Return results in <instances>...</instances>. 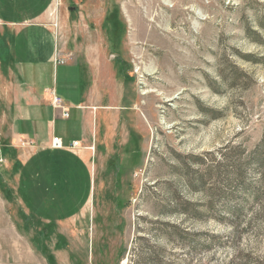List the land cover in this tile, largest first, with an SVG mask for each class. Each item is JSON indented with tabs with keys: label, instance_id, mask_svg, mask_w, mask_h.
<instances>
[{
	"label": "rangeland",
	"instance_id": "rangeland-1",
	"mask_svg": "<svg viewBox=\"0 0 264 264\" xmlns=\"http://www.w3.org/2000/svg\"><path fill=\"white\" fill-rule=\"evenodd\" d=\"M55 1L45 24L63 50L61 61L86 60L94 80L101 63L107 90H101L99 103L119 113L118 120L103 125L90 121V138L112 137L105 150L114 148L124 158L126 137L137 133L141 165L133 177H122L120 198L100 197L96 183L88 209L89 243L80 218L76 227L63 231L66 246L56 247L58 224L74 212L78 217L80 204L75 211L74 203L66 207L54 190L53 217L46 193L39 239L30 246L21 234L20 199L4 192L14 180L19 188V171L12 175L0 151V264H264V199L246 207L238 221L221 218L237 206L223 198L237 185L215 187L203 177L206 167H215L219 150L240 147L244 160L264 137V0ZM36 55L25 33L0 40V58L24 81L32 73L25 62ZM116 57L131 82L118 75ZM58 68L53 73L58 95L75 100L80 71ZM44 80L52 79L48 74ZM43 114L49 116L50 110ZM70 115L54 119L56 133L67 139L78 132L77 114ZM9 121L0 119L4 149ZM43 125L51 128L47 121ZM85 163L96 166L90 157ZM255 176L245 170L244 179L255 181ZM129 177L131 182L124 183ZM214 187L223 194L212 198Z\"/></svg>",
	"mask_w": 264,
	"mask_h": 264
},
{
	"label": "crops",
	"instance_id": "crops-1",
	"mask_svg": "<svg viewBox=\"0 0 264 264\" xmlns=\"http://www.w3.org/2000/svg\"><path fill=\"white\" fill-rule=\"evenodd\" d=\"M55 2V0H0V40L5 41L8 35L15 37L25 33L27 39L33 40L37 53L36 57L25 62L26 70L32 72L28 81H24L23 77L16 73L15 68L0 58V119L10 120L9 139L5 143L9 148L4 149L1 146L0 138V151L5 156V166L10 169L12 175L13 173L17 175L16 172L19 171L16 176L19 178V188L15 190L14 180V185L8 183L4 192L7 197L20 199L21 234L30 242V246L35 245L39 239L42 202L44 203L43 199H47L46 193L50 196L48 206L52 212L54 211L53 217H56L57 207L54 190L55 192L58 190L62 198L60 201L65 200L66 207L74 203L75 211V205L80 204L78 217L74 212L72 218L67 221L62 219L58 224L56 247L64 248L66 244L63 231L71 230V226L76 227L77 220L84 219L86 242L89 243L92 239L91 234H88L92 226L91 212L88 215V209L93 205L96 183L99 184L100 197L120 198L116 192L123 185L122 177L127 173L133 177L135 168L141 165L142 153L139 135L135 132H129L127 139L123 135L126 146L124 154L121 155H124V158H121L114 148L112 152L105 150L104 146L112 142V137L102 138L99 134L98 142L97 135L90 138L88 134L90 121L93 122L95 119V122L99 121L103 125L105 121L114 120L116 116L118 120L119 113L107 111L106 107L99 103L104 98L101 90L103 88L107 90L102 82L104 71H101L103 70L101 63L96 67L99 71L96 73L98 75L96 80L92 67L90 65L91 69L89 68V62L86 60L77 58L71 63L60 65L55 63L56 59H64L63 50L58 47L54 32L45 24L48 12ZM60 20L63 21L62 17ZM117 60L118 57L115 58L116 66ZM59 66L80 71L78 78L80 86L75 100L58 95V84L53 80V73L58 71ZM46 69H49L50 73ZM48 74L52 79L50 81L44 80ZM53 95L61 99L63 107L68 111V118H71L72 111L77 114L78 132L70 139L62 133H56L54 129V119L61 117L60 112L52 109L50 105ZM105 95L107 99L108 94ZM2 104L5 105L4 110ZM45 109L50 110L49 116L43 114ZM45 121L50 123L51 128L43 125ZM53 137L62 140L63 149L51 148ZM73 142L78 143L76 148H70ZM89 148L93 149L94 156ZM86 155L94 159L96 166H85ZM98 159L104 160L100 162ZM102 167L103 170H99ZM130 177L124 183L131 182Z\"/></svg>",
	"mask_w": 264,
	"mask_h": 264
},
{
	"label": "trees",
	"instance_id": "trees-1",
	"mask_svg": "<svg viewBox=\"0 0 264 264\" xmlns=\"http://www.w3.org/2000/svg\"><path fill=\"white\" fill-rule=\"evenodd\" d=\"M263 23H260V26L263 28ZM118 63V75H123V79L126 82H131L132 79L126 74V69L124 66L125 63L117 60ZM235 69V67H234ZM221 79L224 80L225 76L220 73ZM245 79H249L246 73L243 74ZM210 157L206 155L204 160ZM218 158L215 167H206L204 170L203 177L207 180H212L217 184H232L235 182L237 185L235 191H231L228 194L223 196L224 199L234 202L238 205L244 204L239 207H228L226 213L221 216V218L227 217L229 220L238 221L246 209V207L252 205L253 203H259L264 199V137L261 139L260 143L253 148V150L245 156V161L241 159L240 147H225L218 151ZM244 158V157H243ZM250 168L252 172L256 173L257 180H246L245 170ZM233 181V182H232ZM248 182V183H246ZM191 187H194L193 184H190ZM213 188L211 190L212 198L215 196V193L222 195V189ZM244 191L245 197L243 199L239 198L237 194L238 191Z\"/></svg>",
	"mask_w": 264,
	"mask_h": 264
},
{
	"label": "built area",
	"instance_id": "built-area-1",
	"mask_svg": "<svg viewBox=\"0 0 264 264\" xmlns=\"http://www.w3.org/2000/svg\"><path fill=\"white\" fill-rule=\"evenodd\" d=\"M57 65L63 64V62L61 61V59H56L55 62ZM50 105L52 107V109L59 111L60 112V117L63 119H67L69 117L68 111L67 109H65L63 107L62 101L60 98L56 97V96H52L51 101H50ZM78 146L77 142H73L70 146V148H76ZM51 148L52 149H63V144H62V140L58 137H53L51 140Z\"/></svg>",
	"mask_w": 264,
	"mask_h": 264
},
{
	"label": "flooded vegetation",
	"instance_id": "flooded-vegetation-1",
	"mask_svg": "<svg viewBox=\"0 0 264 264\" xmlns=\"http://www.w3.org/2000/svg\"><path fill=\"white\" fill-rule=\"evenodd\" d=\"M107 15L109 16V11H108V14Z\"/></svg>",
	"mask_w": 264,
	"mask_h": 264
},
{
	"label": "bare ground",
	"instance_id": "bare-ground-1",
	"mask_svg": "<svg viewBox=\"0 0 264 264\" xmlns=\"http://www.w3.org/2000/svg\"><path fill=\"white\" fill-rule=\"evenodd\" d=\"M126 261V260H125Z\"/></svg>",
	"mask_w": 264,
	"mask_h": 264
}]
</instances>
